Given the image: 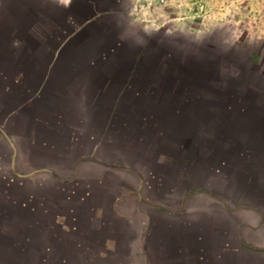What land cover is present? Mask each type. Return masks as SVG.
Returning <instances> with one entry per match:
<instances>
[{
	"label": "crops",
	"instance_id": "obj_1",
	"mask_svg": "<svg viewBox=\"0 0 264 264\" xmlns=\"http://www.w3.org/2000/svg\"><path fill=\"white\" fill-rule=\"evenodd\" d=\"M177 18L0 0V264H264L261 54Z\"/></svg>",
	"mask_w": 264,
	"mask_h": 264
},
{
	"label": "rangeland",
	"instance_id": "obj_2",
	"mask_svg": "<svg viewBox=\"0 0 264 264\" xmlns=\"http://www.w3.org/2000/svg\"><path fill=\"white\" fill-rule=\"evenodd\" d=\"M159 2L169 7V14L173 19L178 20L177 17L180 15L186 22L188 30L219 42L224 41L228 48L232 47L233 51L244 52L248 56L253 53L261 54L259 67H264V0H159ZM118 190L123 194L129 192L128 188L114 189L115 192ZM174 190L181 192L182 189ZM165 202L171 205L169 201ZM237 207H243L241 202Z\"/></svg>",
	"mask_w": 264,
	"mask_h": 264
}]
</instances>
